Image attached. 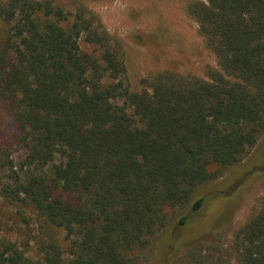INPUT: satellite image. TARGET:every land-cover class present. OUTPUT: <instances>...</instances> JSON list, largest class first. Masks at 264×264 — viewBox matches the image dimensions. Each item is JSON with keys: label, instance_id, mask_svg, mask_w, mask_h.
Returning a JSON list of instances; mask_svg holds the SVG:
<instances>
[{"label": "trees", "instance_id": "16d2710c", "mask_svg": "<svg viewBox=\"0 0 264 264\" xmlns=\"http://www.w3.org/2000/svg\"><path fill=\"white\" fill-rule=\"evenodd\" d=\"M187 14L218 68L208 80L160 72L133 91L107 35L81 14L50 0L0 4V94L17 127L11 143L24 151L14 163L0 147V197L41 231L34 249L0 240V264H139L165 226L163 208L189 205L198 185L255 146L264 0H197ZM224 255L264 264V199Z\"/></svg>", "mask_w": 264, "mask_h": 264}, {"label": "rangeland", "instance_id": "374dc122", "mask_svg": "<svg viewBox=\"0 0 264 264\" xmlns=\"http://www.w3.org/2000/svg\"><path fill=\"white\" fill-rule=\"evenodd\" d=\"M6 0H0V4ZM53 5L90 20L109 39L122 59L126 81L140 91L144 81L160 72L208 80L217 69L187 6L197 0H50ZM205 1V0H201ZM8 25L0 20V44ZM85 52L95 48L81 42ZM17 127L10 104L0 94V147L18 163L24 151L12 145ZM202 200L198 211L192 203ZM264 199V132L244 159L225 168L219 178L198 185L189 205L165 207V226L139 253V264H237L224 254L234 232L244 225ZM182 217L187 222L179 226ZM41 231L35 216L0 197V240L34 249Z\"/></svg>", "mask_w": 264, "mask_h": 264}]
</instances>
